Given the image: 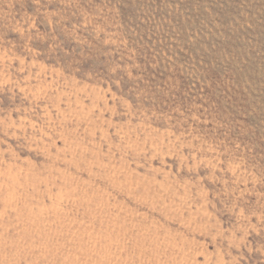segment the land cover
I'll use <instances>...</instances> for the list:
<instances>
[{"label": "rangeland", "instance_id": "rangeland-1", "mask_svg": "<svg viewBox=\"0 0 264 264\" xmlns=\"http://www.w3.org/2000/svg\"><path fill=\"white\" fill-rule=\"evenodd\" d=\"M0 264H264V0H0Z\"/></svg>", "mask_w": 264, "mask_h": 264}]
</instances>
